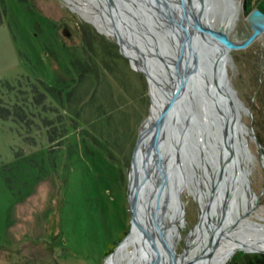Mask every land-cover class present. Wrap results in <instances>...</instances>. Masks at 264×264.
<instances>
[{
	"label": "rangeland",
	"instance_id": "rangeland-1",
	"mask_svg": "<svg viewBox=\"0 0 264 264\" xmlns=\"http://www.w3.org/2000/svg\"><path fill=\"white\" fill-rule=\"evenodd\" d=\"M105 1L76 0L107 11L110 3ZM155 1L126 4L136 20L158 34V47L172 48L174 33L161 17L162 12L170 14L169 4ZM237 1V18L227 33L233 40L251 33L254 9L264 13V0ZM225 2L205 0L210 27L223 23ZM180 4L178 11L187 19ZM140 46L148 55L141 41ZM61 54L64 58L58 59ZM69 55L84 61L80 74L66 70ZM225 67L231 86L250 110L251 115L242 110L241 116L251 125L250 147L257 157L249 179L259 196L249 214L252 226L244 223L241 231L261 232L254 227L264 225V29L246 46L229 49ZM48 85L61 89L62 103L45 91ZM158 100L149 66L114 27L77 12L65 0H0V264H110L130 233L115 243L131 224V194L139 172L135 156L131 168L133 148ZM191 108L201 116L197 102ZM189 127L193 141L198 125ZM201 140L210 150V137L203 134ZM172 150L167 167L171 173L175 168V177L170 175L167 189L168 212L151 230L150 264H185L181 256L201 212L189 180L207 188L193 167L203 156L200 148L188 150L190 161ZM146 197V208L153 212L157 199L151 191ZM240 220L233 219L229 229ZM245 248L237 246L224 264L242 252H258ZM130 261L128 257L121 264Z\"/></svg>",
	"mask_w": 264,
	"mask_h": 264
},
{
	"label": "bare ground",
	"instance_id": "bare-ground-1",
	"mask_svg": "<svg viewBox=\"0 0 264 264\" xmlns=\"http://www.w3.org/2000/svg\"><path fill=\"white\" fill-rule=\"evenodd\" d=\"M65 1L70 4V7L77 10V12L80 11L84 13L92 20L110 26V28L114 27L121 38L132 47L136 56L143 62V64L149 66L150 74L155 83V91L159 95V100L154 113L155 116L161 107L164 98L171 89L170 87L175 84V81L182 72V65L180 64L182 63L181 58L186 54L187 50L186 39L191 42H195L197 40L203 42L205 40V38L192 32L191 28L188 27L187 19L179 13L177 5L180 7V3L182 2V5L185 7L181 10L186 17H189L190 11L188 12V10H193L195 12L198 11L201 5L200 1L179 0L176 2L173 0L170 2L166 0L169 4L167 6L170 14H168V12H162L163 14L161 17L164 18V23L168 29L173 31L175 37H173L172 41L177 44V49L174 47V43L172 41H170L172 42V48L164 47L163 49L158 47V43L160 41L158 34L150 30V26L146 27L144 21L140 19L136 20V18L130 14V6H127L126 0H106L105 2L110 3L106 5L108 8L107 11H104L103 8L97 9L93 6H88L89 4H79L76 0ZM129 1L132 2L133 0ZM159 1L156 0L155 2L159 3ZM225 1L226 2L221 8V20L223 23L218 27V29L227 34L232 22L235 18H237L238 1ZM146 2L148 3V0H146ZM206 6V3H204L201 23L211 26L210 20L206 16ZM184 8H186V10ZM136 10L137 12L138 10L141 12L142 7H137ZM155 13H157L156 10ZM251 21L257 24L261 23L263 20L260 16H252ZM184 26H187V28L185 29ZM176 27H180L181 31H177ZM140 41L144 44L148 55L144 54L140 46ZM155 51H160V54H157ZM227 59L228 51H226L225 60L223 61L225 70V63ZM196 76L198 87L203 90L205 89V92H207L205 93V96H203L205 98V108L208 112H212L213 109H216L214 105L215 99L211 95V93H214L211 91V88H207V86H210L203 81L204 79L202 75L198 73ZM204 85L205 88L203 87ZM242 110L245 111L240 104L234 105L230 114V126H228L226 133H223V130L226 129L225 120L221 118L219 113L215 115L216 120L214 132L210 138L213 150H208L206 145L201 140H197V147L201 146L200 150L203 156L201 160H193V167L194 171L199 174L200 179H205V185L207 188L201 187L200 181H196L195 179L189 180V186L198 200L201 212L199 221L195 224L196 226L193 228L190 237H188L190 243L186 251L184 250L185 252L183 251L184 253H182L181 256L185 264H224L237 246H244L246 247L245 249L249 250L259 248L264 251V225L254 227L255 231L263 229L261 232L248 233L241 231L242 224L244 223L245 225L249 224L252 226L251 220L249 219V214L251 213L249 207L254 202L256 194H249L245 177H249L257 161V157L250 147L251 129L249 124H247L241 116ZM152 115L153 113L151 109L139 128L140 137L134 155L139 170L137 177L135 178L131 194L132 207L136 217L131 229L129 230L130 233L128 232L129 234L126 235L127 237L119 245L116 253L109 260L108 263L110 264H121L128 257L131 260L130 264H150V260L153 255L151 247L152 244L150 243L153 224L157 221V219L164 217V215L168 212L166 207V203L168 201L167 189L170 185V175L172 173L167 167V152L170 151V149H173V153L175 152L177 147L176 142L178 141L177 133L179 130L180 132H184L186 124L183 113H180L179 115L177 114L175 118L172 116L167 117L165 120L166 123H173V141L170 142L167 138V123V125H165V131L162 133L159 131L156 137L157 142L159 144L163 142L166 147L163 150H159V160L161 161L160 163H157V160H155L150 153H147V178L143 180L140 168L143 144L141 140L143 138V132L146 130L149 122L154 117H152ZM188 116L191 117L190 114ZM198 136H200V134H198ZM213 162L216 163L214 167L211 164ZM148 174L152 177L150 184L148 181L150 179ZM164 176H167V181L165 182L162 179ZM156 177H158L157 180H155ZM219 178V209L212 206L213 209H216V213L213 215L211 214L210 221L212 226L211 231L209 232L210 227H207L208 213L205 210V203L209 195L210 186L213 181H216L217 183ZM148 184L150 185L149 190L147 188ZM147 191L148 195L151 191L157 199L153 212L148 210L149 207L148 209L146 208V204L148 202L146 197ZM219 210L223 214L225 210L229 212V217L226 216V222L223 221L219 226H215V215H217ZM235 218L241 219L240 224L229 229V223H231V221ZM227 229L229 230L226 231ZM252 231L253 230L251 229V232ZM197 247L200 248V251H198L197 254L192 255V252L195 251ZM162 264H166V261L164 260Z\"/></svg>",
	"mask_w": 264,
	"mask_h": 264
},
{
	"label": "water",
	"instance_id": "water-1",
	"mask_svg": "<svg viewBox=\"0 0 264 264\" xmlns=\"http://www.w3.org/2000/svg\"><path fill=\"white\" fill-rule=\"evenodd\" d=\"M200 1V7L198 11L188 10L190 11V16L187 17V22L189 27L191 28L192 32L195 34H198L199 36L206 38L208 43L200 42L199 40L195 42L187 41L186 39V54L182 56V63L180 65L182 68V72L180 73L178 79L175 81V84L170 87L168 94L164 98V101L157 111L156 115L153 117V119L149 122L148 127L143 132V138H142V159L140 160V168H141V177L142 179L147 178V153H150L152 157L157 160V163H160L161 160H159V150L165 149V145L163 142L159 144L157 142V134L162 133L165 131V125L168 123L167 128V138L169 141H173L174 138V129H173V123L167 122L166 119L168 116L176 117L178 114H184V121L186 124V129L184 132L177 133L178 135V143L176 149H179L181 153L183 154V159L190 161L192 157L189 156L188 150L193 148H196L198 145V141L201 140L202 135L209 136L211 138L212 133L214 132L215 127V120L216 114H220L221 118L225 120V127L226 129L223 130V133H226L228 126H230V114L233 110V107L235 104H240L243 109L249 115H251L250 110L248 107H246L242 100L238 97L235 89L231 86L226 70L223 66V61L225 60L226 51H228L231 48H237V47H243L246 46L256 34H258L260 31L264 29V13H262L259 9H254L252 13L249 16L250 25L252 27L251 33L246 36L243 39L240 40H233L230 39L227 34L220 31L219 29L212 28L206 24L201 23V15L203 14V6L205 3V0H199ZM252 16H260L262 17L261 23H253L251 21ZM63 33L65 35H68V32L64 29ZM202 41V40H201ZM164 49V48H163ZM157 54H160V51H155ZM200 74L203 77V81L209 84L210 87L207 86V88H211V91H213L214 94L211 93V95L214 97V105L215 110L213 109L212 112H208L205 108V89H201L197 85V76L196 74ZM145 75V74H144ZM205 88V85L203 86ZM148 95L149 94V83H148ZM197 102L201 116H197L194 110L191 108L192 102ZM191 112V113H190ZM191 115L188 116V115ZM203 117V118H201ZM203 119V120H202ZM175 120V119H174ZM196 126L198 125V129H196L195 133V140L191 141L189 139V126ZM251 132L252 128L251 125H249ZM200 134V136H198ZM140 137V129L138 131L137 139L133 148V153L131 157V168L133 166V160L134 155L137 147V143L139 141ZM197 138V139H196ZM198 140V141H197ZM140 141V142H141ZM159 141V140H158ZM202 141V140H201ZM256 143H258L257 138H255ZM210 150H213L212 143L210 142ZM259 153L261 154V149L259 150ZM162 166V165H161ZM172 175L175 177V168L172 169ZM131 171V170H130ZM163 175V173H162ZM163 181H167V176L162 177ZM220 178L216 181H213L212 185L209 189V195L207 198V201L205 203V210L208 213V226H212L211 224V214H215V210L212 208V206L215 205L213 203V194L214 191L219 187V181ZM247 188L250 195H254V191L251 188V182L248 176L245 177ZM130 185V183H129ZM259 194L255 195L254 202L249 207V210L252 211L254 208L257 198ZM131 202V201H130ZM179 204H183L179 200ZM215 208L218 209V206L215 205ZM131 210V224L128 229V231L125 233V235L129 232L131 229V226L134 223L135 219V213L133 210V207H130ZM210 214V215H209ZM226 217V214H223L220 210L218 211L217 215H215L214 224L215 226H219L223 219ZM198 222V220H197ZM231 226V224L229 225ZM125 235L122 237V239L125 237ZM121 239V240H122ZM120 240V241H121ZM218 240V239H217ZM119 241V242H120ZM118 242V243H119ZM244 251H258L264 253L262 250H249V249H242Z\"/></svg>",
	"mask_w": 264,
	"mask_h": 264
},
{
	"label": "trees",
	"instance_id": "trees-1",
	"mask_svg": "<svg viewBox=\"0 0 264 264\" xmlns=\"http://www.w3.org/2000/svg\"><path fill=\"white\" fill-rule=\"evenodd\" d=\"M246 9H248L246 7ZM94 35V34H93ZM84 39V36H83ZM121 48V46H120ZM123 51V50H122ZM67 54V53H66ZM62 57L64 58V55L61 54L60 57L58 59H62ZM68 57V54H67ZM86 60V59H84ZM83 60L79 59L77 56H74L71 58V55H69L68 58V65L67 62L65 63L67 65V69H69L71 72V75L76 72L77 74H80L83 70ZM45 91L48 92L50 95H55L54 97H56L57 99H59V101L62 103V95H61V89L57 88L55 86H45ZM43 92V91H42ZM69 93V91L67 92V94ZM1 115V113H0ZM3 116V115H1ZM258 140V138H257ZM258 142L260 143V141L258 140ZM127 231H123L122 234L120 235V237L118 239H116L117 243L126 233ZM111 250H109L110 252ZM226 264H264V253L262 252H242L241 255L239 256V258L233 257L231 260H229Z\"/></svg>",
	"mask_w": 264,
	"mask_h": 264
},
{
	"label": "flooded vegetation",
	"instance_id": "flooded-vegetation-1",
	"mask_svg": "<svg viewBox=\"0 0 264 264\" xmlns=\"http://www.w3.org/2000/svg\"><path fill=\"white\" fill-rule=\"evenodd\" d=\"M198 148H201V146L200 147H198ZM212 165H213V167L216 165V163L215 162H213V163H211ZM211 179V178H210ZM211 181V180H210ZM212 183V182H211ZM220 187V186H219ZM219 187L214 191V194H213V203H215V205H217L218 206V209H219V200H218V196H219ZM214 205V206H215ZM231 207V206H230ZM214 210H215V208H214ZM213 215V214H212ZM229 217V216H228ZM211 231V226H210V229H209V232ZM231 256V255H230Z\"/></svg>",
	"mask_w": 264,
	"mask_h": 264
}]
</instances>
